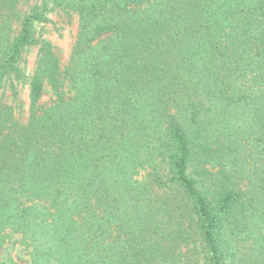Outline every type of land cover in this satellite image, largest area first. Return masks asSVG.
<instances>
[{"label": "trees", "instance_id": "16d2710c", "mask_svg": "<svg viewBox=\"0 0 264 264\" xmlns=\"http://www.w3.org/2000/svg\"><path fill=\"white\" fill-rule=\"evenodd\" d=\"M56 7L77 38L63 70L40 45L22 122L3 92ZM17 244L27 264H264V0H0V248Z\"/></svg>", "mask_w": 264, "mask_h": 264}, {"label": "rangeland", "instance_id": "374dc122", "mask_svg": "<svg viewBox=\"0 0 264 264\" xmlns=\"http://www.w3.org/2000/svg\"><path fill=\"white\" fill-rule=\"evenodd\" d=\"M32 30L34 41L22 50L19 61L20 75L13 81L14 88L6 87L3 92V100L14 107L15 115L22 122H25L28 116L30 105L29 85L39 56L40 45L43 42L50 45L51 50L58 59L60 68L63 70L70 61L77 38L78 17L73 12H64L56 7L46 14L45 21L35 23ZM54 97L55 94L51 86L44 81L39 103L48 104ZM144 173V170H141L134 178L139 180ZM17 236L15 235L13 238ZM8 258L11 259L10 264H27L29 261L27 251H24L19 244L10 249L7 254L0 248V261Z\"/></svg>", "mask_w": 264, "mask_h": 264}]
</instances>
